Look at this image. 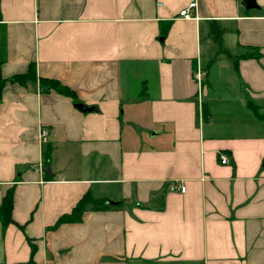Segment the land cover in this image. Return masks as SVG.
I'll return each mask as SVG.
<instances>
[{
    "label": "crops",
    "instance_id": "0c3cea01",
    "mask_svg": "<svg viewBox=\"0 0 264 264\" xmlns=\"http://www.w3.org/2000/svg\"><path fill=\"white\" fill-rule=\"evenodd\" d=\"M242 1L0 0L2 78L73 91L3 86L0 264H264V0ZM87 193L123 208L51 230Z\"/></svg>",
    "mask_w": 264,
    "mask_h": 264
},
{
    "label": "trees",
    "instance_id": "16d2710c",
    "mask_svg": "<svg viewBox=\"0 0 264 264\" xmlns=\"http://www.w3.org/2000/svg\"><path fill=\"white\" fill-rule=\"evenodd\" d=\"M18 83L23 86L29 85H38L40 87L48 86L53 91L60 93L62 95L71 96L73 91L67 86L61 84L57 80L40 77L37 74L36 65L31 63L26 73L17 74L12 76L9 79H3L1 75V62H0V99L2 95L3 86L6 82ZM50 161V149L47 150L45 159L43 164L47 166ZM47 178H50L49 174L45 173ZM123 208V203L117 204H107L105 200H94L92 199L90 193L85 194V196L78 202V204L74 207L71 213L65 214L61 216L56 224L52 226L51 230H56L59 225L66 222H79L82 219L83 214L89 210H99L106 208ZM12 210H13V192L9 191L5 196L3 203L0 205V219L4 227L13 222L12 218ZM32 248V256L36 252V246L31 242Z\"/></svg>",
    "mask_w": 264,
    "mask_h": 264
},
{
    "label": "built area",
    "instance_id": "2783aa9c",
    "mask_svg": "<svg viewBox=\"0 0 264 264\" xmlns=\"http://www.w3.org/2000/svg\"><path fill=\"white\" fill-rule=\"evenodd\" d=\"M196 1L192 2L186 9L182 10L180 12V16L184 17L185 19H192V18H195L196 15H195V10H196ZM202 71L201 69H198V72L196 74V79L198 80L199 82V85L201 86V82H202ZM46 133L43 131V136L45 135ZM221 162L223 164H227L229 163V158L226 157V156H222L221 157ZM35 170L41 172V173H44V164L43 163H40L38 164L37 166H35L34 168ZM169 190L171 192H176V191H180L182 193L185 192V187L181 184H178V183H171L169 185Z\"/></svg>",
    "mask_w": 264,
    "mask_h": 264
},
{
    "label": "water",
    "instance_id": "95a60500",
    "mask_svg": "<svg viewBox=\"0 0 264 264\" xmlns=\"http://www.w3.org/2000/svg\"><path fill=\"white\" fill-rule=\"evenodd\" d=\"M242 5L247 9V10H250V9H254V8H258V5L256 3V0H243L242 1ZM77 108H80L82 109L83 108V105L81 104H77ZM46 174H51L50 172V166L48 165L47 168H46ZM109 203H112L111 201H109Z\"/></svg>",
    "mask_w": 264,
    "mask_h": 264
}]
</instances>
